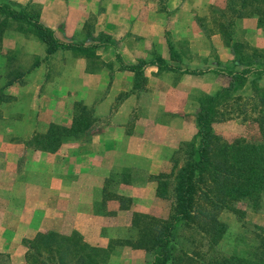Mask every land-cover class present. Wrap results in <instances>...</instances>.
Instances as JSON below:
<instances>
[{"label": "crops", "instance_id": "obj_1", "mask_svg": "<svg viewBox=\"0 0 264 264\" xmlns=\"http://www.w3.org/2000/svg\"><path fill=\"white\" fill-rule=\"evenodd\" d=\"M3 1L35 11L60 41L73 45L47 53L45 41L14 24L3 33L2 43L11 34L25 43L22 49L5 47L29 61L12 62L10 51L0 49V76L8 77L0 96V264H56L31 260L28 252L47 230L69 235L78 229L84 236L77 245L105 250L111 238L101 230L112 214L148 210L156 187L154 179L123 181L118 167L151 175L167 169L180 143L196 132L199 97L229 83L222 71L233 67V49L216 33L196 30L192 22L201 14L186 13L181 0H162L167 9L177 7L172 14L142 12L148 0ZM261 15L253 10L244 17V36L247 44L264 48ZM186 35L189 43L179 45L177 37ZM139 60L148 63L136 85L126 66ZM10 70L18 72L12 80ZM55 125L68 133L52 143ZM121 195L130 204L123 205ZM125 262L132 260L119 264Z\"/></svg>", "mask_w": 264, "mask_h": 264}, {"label": "trees", "instance_id": "obj_2", "mask_svg": "<svg viewBox=\"0 0 264 264\" xmlns=\"http://www.w3.org/2000/svg\"><path fill=\"white\" fill-rule=\"evenodd\" d=\"M254 11L261 14L263 10L258 7ZM263 23L261 15L258 24ZM10 24L45 41L47 53L59 45H73L60 41L52 29L38 20L35 11L0 2V39ZM224 42L232 47L233 62L241 68L222 71L229 77V83L213 94L199 97L196 132L176 149L172 159L174 167L155 176L157 195L169 201L167 215L157 217L138 211L132 214L138 234L125 242L151 254L144 264H264V226L260 224L255 226L259 243L245 254L225 253L217 248L227 230L226 222L219 217L220 211L227 208L242 212L235 206L238 202L256 210L264 199V87L259 84L264 74V55L257 50L244 51L247 43L233 40L231 33ZM146 63L139 60L135 65L126 66L135 72L136 85L143 78ZM184 71L196 72L189 68ZM246 85L259 91V96L247 97L250 107L258 113V130L249 137L228 139L215 129L214 123L224 119L226 107L241 98L232 96V91ZM66 133L65 127L55 125L49 134L50 141H58ZM44 235L51 238L59 233L37 234V240ZM34 243L31 241L29 248ZM78 246L74 251L76 245L66 244V251L56 257V264H96L90 252L82 251L93 246ZM41 262L47 263L43 259Z\"/></svg>", "mask_w": 264, "mask_h": 264}, {"label": "rangeland", "instance_id": "obj_3", "mask_svg": "<svg viewBox=\"0 0 264 264\" xmlns=\"http://www.w3.org/2000/svg\"><path fill=\"white\" fill-rule=\"evenodd\" d=\"M243 1L244 0H204L201 2V4H194L193 0H181V5H183L184 2L186 3V13L201 14V17H198L199 19L192 22V26H195L196 30L201 29L205 35L216 33L219 40L223 42L225 41L228 34L230 36L231 33V37L233 38V40L241 42L243 44V42H246L244 35L248 25L247 21L244 20V17H249L253 10L259 7L263 10L261 14L264 18V0H246L247 2L245 1V4H242ZM150 4L151 3L149 2V0L143 1V6H140L141 11L144 12L148 8H160V10H163L165 12L170 11V13L172 14L175 13L177 9V7H174L173 4H170L169 8L167 9L166 4H163L162 0H156L154 6ZM11 24L6 27L8 28V32L13 28V25ZM258 27L260 28L259 32L264 33V23L259 25ZM171 28L176 30V24L173 23L171 25ZM3 35L0 39V49L2 46H4L5 50L10 51L9 58L11 59V61L13 62L14 60L17 61L19 59L23 62H28L29 58L17 49L24 48L25 43L20 41V39H17L15 36H13V34H11L10 36L6 35L5 41L4 43H2ZM188 39L189 38L187 35L186 37H177L179 45L188 44ZM29 43L30 42H28L26 45L27 48H29ZM12 45L16 46L17 48H10ZM5 46L10 47L7 48ZM243 48L246 52L257 50L264 55V48L262 47H253L247 44L244 45ZM193 57V53L187 55L188 59H192ZM230 65H232V63ZM237 67L241 68V66ZM231 68H236V65L233 64V67ZM1 70L0 72H2ZM218 70L221 71L223 69L219 68ZM9 72L11 75V80L14 79L16 77V74L18 73L17 70H10ZM6 78L8 77L5 76L4 79V77L0 76V96H3V84L6 82ZM259 84L260 86H262V88L264 87L263 76L260 77ZM258 94L259 91L252 90L249 85L233 90L232 96H241V98L237 101V103H232L231 106L228 105L229 107H226L224 112L225 118L214 123L215 129L228 139H232L236 136L249 137L251 134L256 133L258 130V121L256 120V116L258 113L256 110H253L250 107V100H248L247 97L259 96ZM246 101L247 104H244ZM82 113L83 112L81 110V117ZM172 159L171 164L167 166L165 172H169L171 168L174 167ZM117 171L118 178L121 177L123 181L126 180L125 177L129 176L128 178L133 177V181L139 182L149 179H154L156 181L155 176L163 172L161 171L158 174L151 175L145 174L141 170L131 171L130 169L126 171L125 169H121L120 167H118ZM118 184H113L112 187H115V189H117V187L121 186V183L119 185ZM155 184L156 187L154 191V197H150L148 200V210L138 212H147L157 217H164L167 215L169 210V201L168 199L159 197L157 195V181L155 182ZM120 198L123 205L130 204L129 196L121 195ZM235 206L240 208L242 212H235L231 209L226 208L222 209L219 213V217L227 224V230L223 235V238L220 240L217 248L219 251L225 253L245 254L259 243V240L256 237L255 233V226L258 224L264 226V199L261 202L260 207L256 210L251 209L241 202H238ZM133 212L134 209H130L125 213L112 214L113 219L105 223V226L107 227L103 228V230L101 231L103 232V234L107 235V237L111 238L110 244L109 246H107V248H105V250L102 249L103 247L81 250L83 252H90L91 257L96 261V264H119L121 259L127 257L131 258L132 262H125L124 264H144L145 261L150 258L151 254H149V252H147L143 248L136 249V251L131 250L129 244L125 242V240L127 239L136 238L138 234V227L132 221ZM47 232L48 230L44 231L43 233L47 234ZM67 234L69 235L59 233V235L51 238H47V236L44 235L40 236L38 240L37 238H35L33 248L30 247L28 250L29 254L31 255V260L34 258H45L51 262H55V258L60 254V252L66 251V244H70L71 241H68V237L72 238V241L74 243L73 245H76V247H73L74 251L78 250L77 247L79 246L77 245L76 241L79 239V237L84 236L82 232L78 229H74L67 231ZM86 263L88 264V262Z\"/></svg>", "mask_w": 264, "mask_h": 264}]
</instances>
